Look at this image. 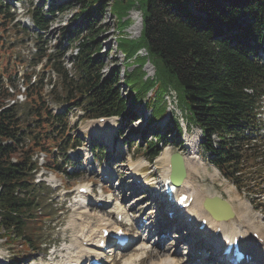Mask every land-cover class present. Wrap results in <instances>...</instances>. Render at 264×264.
I'll list each match as a JSON object with an SVG mask.
<instances>
[{
  "label": "trees",
  "instance_id": "obj_1",
  "mask_svg": "<svg viewBox=\"0 0 264 264\" xmlns=\"http://www.w3.org/2000/svg\"><path fill=\"white\" fill-rule=\"evenodd\" d=\"M74 6L80 8L76 18L83 19L80 23L87 34L80 39L77 30L67 32L69 42H78L73 63L78 80L65 81L69 87L66 101L82 107L90 118L120 116L133 122L137 117L121 94L119 67L108 77L102 73V41L107 30L102 26L95 29L92 17V13L104 15L108 9L122 29L127 25L129 11L137 8L142 19L139 37L132 39L122 32L115 38L116 48L133 63L132 71L125 73L122 81L128 91L134 92L132 103L141 104L155 89L161 111L154 109L153 117L161 118L166 112L163 95L168 89L179 90L182 99H177V106L183 105L180 110L185 112L187 123L201 130V147L209 154L210 163L242 191L245 162L251 158L261 169L264 166V142L245 135L247 128L254 127L255 112L264 97V66L259 64L258 56L264 47V0H139L138 6L133 0H76ZM64 7L71 9L72 4L61 5ZM190 8L203 16L192 15ZM51 13L54 15L53 10ZM31 18L40 30L48 29V20L40 9H34ZM11 22L8 7L0 0L2 35ZM57 48L53 56L40 45L37 55L40 60L46 57L54 69L64 73L59 63L64 50ZM142 50L145 55H140ZM146 61L154 66L155 79H144ZM3 69L8 75V60ZM12 98L14 95L0 82V236L7 238L12 233L28 245L29 252L36 247L35 240L30 241L29 225L39 205L35 204L34 191L31 194L34 166L30 151L18 149L21 136L17 108L6 104ZM26 99L38 121L39 111L49 115L38 90L28 82ZM63 117L53 119L59 125ZM174 123L181 132L179 122ZM153 135L155 141L146 145L143 154L149 161L159 151L157 142L165 140L159 132ZM17 153L18 160L12 162ZM49 162L53 163V159Z\"/></svg>",
  "mask_w": 264,
  "mask_h": 264
},
{
  "label": "rangeland",
  "instance_id": "obj_2",
  "mask_svg": "<svg viewBox=\"0 0 264 264\" xmlns=\"http://www.w3.org/2000/svg\"><path fill=\"white\" fill-rule=\"evenodd\" d=\"M69 1H72V0H69ZM133 1L135 2V6H138L139 0H133ZM63 2L67 3L68 1L67 0H57L56 5L58 6L59 4H62ZM71 4H72L71 9H66V10H63L62 12L55 13L56 16L54 17V21L51 25H49L48 33L46 35V38L49 41L48 43H50V45H54L55 40H57V37L61 35L62 33H64L66 30L75 29V24H78L80 22L79 19L74 21V19L72 18L74 14L79 13L80 8L77 6H74L73 5L74 3H71ZM132 12L138 13L139 17L141 15V13L137 11V8L129 11L128 17L126 18L127 25L123 26L122 29H120V27L117 26L116 19L114 18L112 14L109 13L108 9L104 11V15H101L99 13L97 14L92 13V17L94 18L93 27L97 29L102 26V27H105L107 30L106 33L103 35V37H105V40L102 41L103 51L106 55V57L102 60V64H104L102 73L104 74L105 77L110 76L111 73H113V70L116 69V67H119L120 69L121 78L122 77L124 78L125 73L131 72L133 69L132 61H126L122 53L115 51V45H116L115 38H117V36L120 35L122 32H124L127 36H129L132 39H137L139 37L138 35L139 33L137 35H133L129 31V29L134 24V21L131 17L135 16V14H133ZM190 13L196 16H203L202 14H199L198 12L194 11L192 8H190ZM26 18L27 17H24V19ZM78 26H80V24H78ZM25 33L20 32L19 36H13L11 35V33L7 35L6 34L3 35L2 41L0 42V66H4L5 62L8 60V66L10 67L11 64H10L9 59L11 58V55L14 52H18L19 54L22 55L23 60H24L22 61L24 63L22 68L25 71L28 70L29 72L30 70L29 60L32 55H30L29 53L28 44L29 43L34 44V43L32 40L33 39L32 36L31 35L27 36ZM27 33H33V31L28 30ZM86 34L87 32H84L83 30H81L80 37ZM139 53L140 55H145V52L143 50L140 51ZM114 60H116V62H114ZM127 64L130 65L128 68L126 67ZM143 71L145 72L144 79H147V78L150 80L155 79L156 75L154 72V67L148 61L145 62V65L143 66ZM159 81H162L161 77L159 78ZM121 87H122V92H123L122 94L124 95V97L127 98V103H126L127 107L132 108L131 106L135 105L138 108L136 112V115H137L136 118H140V120H137L130 124L129 123L123 124L122 121L120 122L119 120L114 119L112 121L114 122L113 123L114 128L112 130L109 129L110 126L108 127V123H109L108 122L107 124H104L105 125L104 130H102V127L100 128L97 125L95 126L96 128H91L93 129L92 131L90 127L87 126V123L91 120L89 119L81 120L80 118H78V116L81 115V113H79L78 111L74 113H70L69 128H71L72 130L71 132H67L65 136H69L71 139L67 138L66 144L69 142V140L72 143L75 141V139L81 140L82 143L79 146L81 150L79 152L77 150L76 152L70 151V153H67V150L69 149L65 151V154L69 160V163H64V159L61 157L56 158V162L58 164H63L62 167L66 169L65 171L66 173L62 169L59 170L57 173L52 172L50 169L45 170L47 182H51L48 179L55 176L56 177L55 179L59 181L56 183L57 184L61 183L58 186L57 191L52 190V188L56 187V186H53L54 182L50 186L46 184V186L48 187H44V188L39 187V186L36 187V188L42 189L43 194L41 196L43 197L44 201L42 202L41 208L39 209L37 214L34 210L32 212V219L30 221L31 224L29 225V231L31 235L30 241L33 242L35 238L37 242H39V244L44 243V245L40 244V247L38 246L37 248L31 247L29 252H27L26 249L28 248V245H25L22 239L17 238L15 235L10 233L8 234L7 238L0 239V252L3 253V259L0 261V264H42L45 262V260L48 259V256H49L48 251L50 250V247H52V244H55L56 246L60 245V247H57L58 249L56 250V252L51 254L50 256L51 262L49 264L51 263L56 264L58 261H60V259L58 258L59 250L63 248L62 247L63 243H60L58 241H60L65 236H68L65 239L66 243L68 244V243L73 242L72 241L73 240V233H72L73 229L70 224L74 218L75 211L73 214V212L71 211V207H70L72 203V197L71 196L64 197L63 195L64 194V192H62L63 186L65 190L67 189V190L75 191L78 186L86 185L93 190L94 194H99L100 189L98 187V178L102 174L103 170L104 171L107 170L109 172L114 173V176L112 175L113 177H111L113 181L112 183H110V186L112 187V190H115L118 187V182H120L118 180H115L118 175H122L123 176L122 178H124V180L127 179L126 178L127 169L125 168H126L127 160L131 158L132 161H134L135 163L141 162V164L137 168L130 167L131 162L129 163L128 167H130L131 169L132 178H135L137 176L135 174L134 168L138 169L137 173H141L142 176L145 175L146 177H149V176L151 177V174L154 171L156 172L155 173L156 177H154L153 179H149L147 186H151L152 184V186L155 187L154 184H157L159 182V180H157L159 178V175H160V181H161L162 175L164 173V161H160V159L165 151H168L169 155L171 153L174 154V153L182 152V154H184L187 157L186 158L187 162L189 161L190 159L188 158V156H190L189 150L187 149L186 154H185L184 152L185 149L183 148V146L186 144V140H185V144L182 143L183 139H186V137L188 139L192 138L193 140L197 141V145H196V149L194 150L195 151L194 153L196 154V156H198L201 159L208 174L212 175L214 174L213 171H215L219 176L217 178L215 177L214 180H210L206 176H202V175L198 176L194 174L192 171L189 172L188 180L190 181V183H192V185H195L196 188H198V190H201L200 192H202L203 198L210 197V196L211 197L220 196L222 199L227 201L231 207H235L234 209L235 211L233 212L236 218V204H237L236 202L237 201L233 199L230 195H228L229 193L226 192L227 187L232 186L231 189L234 190L240 196V198L246 201L251 200L252 203L258 205V209H259V207L261 206L259 204L262 203V201H260L261 199H258V197H256L255 195H251V194L245 196L242 193V195H240L236 191V188L234 187V185L228 182L225 178H223L220 175V173L210 164L209 155L205 151H203L201 148L200 131L196 127L187 124V119H186L187 117L185 115V112L181 111L183 110V105L177 107L175 104V100H176L175 97L172 98L174 107H173V112L170 113L171 114L170 117H173L174 120H177L179 122L181 120V117L184 118L185 122L183 123L184 124L183 129H182L183 131L181 130L182 134L179 135L178 132H176V130L172 127V125L166 122L167 124L165 125L164 128L169 129L170 127H172V129L165 135V143L163 145L160 144L159 146V148L163 147L161 149V152L163 153L161 154L160 157L157 156V158H155L152 164H149L144 159L143 157L144 151L142 150L145 148L146 144L148 145L149 142L154 139V136H153L154 131L151 128H149L147 123H145L146 121L144 117H146V119L150 117V114H149L150 112H148V110H151V107H154V109L160 110L158 101H155L157 100L156 90L153 89L149 91L145 99L141 102V104H144V102L145 103L147 102L149 104L148 106L149 108L145 107L146 108L145 110L144 105H141L140 107L137 104L130 103L132 102L131 99L134 96V92L132 93L128 91L127 86L123 85ZM176 92L175 93H176L177 99L181 101L182 93L177 89H176ZM173 95L175 96L174 93ZM167 97L168 95L166 94L163 95V100L164 102H166V106H168L169 108ZM168 108L166 111L167 113H168ZM21 113L22 111L20 112V114ZM147 114H149V116H147ZM22 116H23L24 121L26 120L27 122H31V118L28 116L25 117L24 112L22 113ZM158 119H159V116H155L153 120L150 121V123L153 124ZM38 124H41V122L38 121ZM155 125H157L158 127L160 126V124L157 122ZM186 125L188 126V129H187L188 131L184 133L185 132L184 128L186 127ZM117 128H120V130L117 133H114L115 129ZM107 129L109 130L106 131ZM100 131H103L105 133H114L113 134L114 142L117 143L118 144L117 147H120L121 150L123 151V154H121V156L116 157L115 159L112 153H110L109 155V148L106 149V152L100 153V154L98 153L97 150L94 149L95 151L94 155L93 156L90 155V151L93 149L92 144L97 145L98 141L103 142L104 140L102 136H99V137H97V135H94V137H90V136L93 135V132L96 134L102 133ZM56 138H57L56 136H51V135L42 133L40 140L37 141L36 144H32V146L28 144V147L30 148V150H32V152L35 153L33 155V161L36 162L37 166L43 167L45 163L48 166H51V167L54 166V163H50L49 159H53L55 157V155H52V150L54 148L55 142L57 141ZM91 139H93L94 141H91ZM28 141L29 139L27 138L23 144H27ZM121 143L123 147H121ZM126 143H127V147L124 146ZM23 150H26V147H24L22 151ZM122 151L118 149L117 152L122 153ZM37 152L44 154L45 163L42 160L43 155L37 154ZM86 154L89 157V160L84 163L82 162V159ZM251 162H252L251 160L246 161L245 166L249 167L251 165ZM247 170H251V168ZM246 176H249V174H247ZM39 177H40V174L38 173V175L34 178L36 179ZM188 180L186 181L188 182ZM253 182L254 184L261 182L260 187L257 189H260L261 187L264 188V176L256 180H253ZM103 186H106V185H103ZM122 191H124L122 194L125 193L127 195L126 198L124 197L123 204H125V208H126V211L128 212V216L133 217L136 223L139 220L142 224L143 222H146L148 219L147 218L148 216L144 214H146L147 212L150 214L149 217H154V215H156L155 214L156 209L153 210L152 207L148 206L149 205L148 199H150L148 198L149 196L148 194H142L143 191L133 192L128 189H123ZM144 191H146V188L144 189ZM262 193H264V190L262 191ZM71 194H73V192H71ZM137 194H140V195L136 196ZM203 198H201L200 202H202ZM249 207L252 209L251 205ZM198 211H199L198 208H196L194 214H197ZM252 212L255 213L258 218L254 221V224L258 225L262 229V232H264V205L262 206L260 211H257L258 213L255 212L253 209H252ZM40 215L43 217L39 219L38 216ZM70 219L71 221H69ZM67 224H69L70 226V228L68 226V229L70 230V234L67 232V229H66ZM140 226L139 228L141 232L144 231L140 233V236H142V238H145V239H146L145 233L148 230H152V228L156 227V226L150 227L149 224L148 225L146 224L145 228H141L142 226L141 227ZM173 226L175 227L173 229L176 230V227L178 225H173ZM184 238H185L184 236L181 237V239H184ZM168 239L170 238L166 236V238H164V240L162 241V245L159 244L157 246V249H156L157 252L160 251V254L166 255V254H169L167 253V248H170V250L173 249L172 254L174 258L175 257L177 258L180 256V258L183 260V255L181 254L183 253V251L186 252V255H188L187 256L188 258L191 257L188 250L184 249L185 246L183 248L182 246H180V248L177 250L175 246L176 242L173 240V238H172V241L171 240L169 241ZM154 241L155 240H153L152 237H150V240L148 239L145 240L146 244L149 243L150 245H152ZM48 245H51V246L49 247ZM45 246H47V248ZM153 248L155 249V247ZM132 250L133 249H131L130 253H132ZM42 253L45 256H43ZM126 253H128L126 254V256L130 254L129 251H127ZM150 256L151 255H149V259L144 260L141 264H148V262L150 261ZM157 256L158 255H155V257ZM183 262L186 264L188 263L186 262V260L185 261L183 260ZM119 263L120 261L116 262V264H119Z\"/></svg>",
  "mask_w": 264,
  "mask_h": 264
},
{
  "label": "bare ground",
  "instance_id": "obj_3",
  "mask_svg": "<svg viewBox=\"0 0 264 264\" xmlns=\"http://www.w3.org/2000/svg\"><path fill=\"white\" fill-rule=\"evenodd\" d=\"M132 13L135 14V16L131 17L134 21V24L129 29V31L131 32V34L137 35L138 33L140 34V30H141L140 21L141 20H140L138 13H136V12H132ZM104 124H106V123H104ZM104 124L98 125V126L100 128L102 127V130H104L105 129ZM93 128H96V127H93ZM100 132H102V133H97V134H104V135L107 134L103 131H100ZM185 140H186L185 148L189 150L190 156H188V158H190V159L187 162V160H186L187 157L182 153L180 154L183 157L184 168H185V172H186V177L181 182L180 190H181V192L187 193L189 197H192V202L186 210L182 211V214H187V216L191 217L193 221L190 224L183 221V224L186 226V229H185V232H183L181 234H180V232L178 234V226L176 227V230L173 229V228H175L173 225H176V224H173L171 222V219L168 220V223H162L161 221H159V223H155L154 226H156V227L153 226L154 228H152V230H148L145 233V235H146V238L148 240H150V237H152L153 240L157 241V244L153 243V245L150 246L148 243L146 244V242H143V241L140 242L141 241L140 240L139 243H136V246L133 248L132 253H130L127 256H126V254H121L120 259H122V260H121L120 264H140L142 258L147 257L149 259V255H151V256H150V261L148 262V264H183L182 261L185 258H183V260L182 259L178 260V259L174 258L172 256V253H170V252H169V254H166V255L160 254V251H158V252L156 251L157 246H158V244L162 243L165 236L168 235L170 233V231H174V233L172 234V238L175 242H177V243H175V246H177L178 243L185 240V238L186 239L187 238L192 239V237H196L197 235H193V234L195 233L200 222L203 219H206V221H207V232L213 236L215 235L216 232H218L219 241H221V242H224L227 239L232 241L234 237L238 238L240 236H242L243 238L246 237V239L250 240L252 233L255 232L258 234L259 239L264 244V232H262V229L258 225L254 224V221L258 218H257L256 214L252 212V209L249 207L251 205L250 202L240 198V196L234 190L231 189L232 186L227 187L226 192L229 193L228 195H230L233 199H235L237 201L236 202L237 203L236 204V218H235V214L233 212V211H235L234 210L235 207H231L230 205L229 206H230V208L233 212V215H234L233 220H230V221H216L209 215L208 212H206L203 209L202 204H203V201L205 198L202 197L203 195H202V192H200L201 190H198V188H196L195 185H192V183H190V181L188 180L189 172L192 171L194 174H196L198 176H201V175L206 176L210 180H214L215 177L217 178L219 176L215 171H213L214 174H212V175L208 174L203 162L194 153L195 152L194 150L196 149L197 141L193 140L192 138L188 139L187 137ZM119 148L120 147H118V149ZM116 153L121 154L118 152H116ZM185 154H186V151H185ZM170 156H171V154L169 155L168 151H165L163 153L161 159H160V161H164V173L162 175L160 184L169 177V170H170L169 159H170ZM113 157H114V154H113ZM129 163L131 164L130 167H136L137 168L141 164V162H136V163L134 162L133 163L132 160L127 161V163H126V165H127L126 169L128 170L127 174L132 176L131 169H130V167H128ZM139 168H141V167H139ZM134 170H135V174L138 175L139 174V173H137L138 169L134 168ZM105 173H109V174H111V176L113 175L112 172H109L106 170L102 173V176H105L106 175ZM216 174H217V176H216ZM54 180L55 179H52L51 182H53ZM186 180H188V182ZM80 187L86 188V186L82 185V186H79L78 188H76L75 191H77V192H75V193L73 192L74 200H73L72 206L75 210V215H74L73 220L72 221L70 220L71 221L70 225L73 229V230L71 229L72 233H73V240H72L73 242L68 243V244L65 243V245L62 246L63 248H61L59 250V255H58V258L60 259V261H58L56 264H79L81 262V260H83L85 257L89 256L92 253L95 254L97 257L100 256L101 254L98 251L94 250V247H97L99 245L100 240L103 239L102 238V230L105 228V229H110V232H114V230L117 228L115 226L116 222L111 217L112 210L111 209H109V210H107V209L98 210L95 207H90L89 202L86 201V199H87L86 193H80L78 191V189ZM138 187H139V185L136 183L132 186L133 189H136ZM125 189H127V188H125ZM163 191H164V187L161 186V194ZM148 195H150V194H148ZM212 197H214V196H212ZM218 197L221 198L220 196H218ZM122 198L124 199V196ZM201 198H203L202 202H200ZM163 207L164 206H162L160 203V205H159V207H157V209H162ZM113 208H114V211L117 215L121 214L123 223H126L131 228L133 227V225H135L137 232L141 231L138 225L132 224L131 219L128 218V214L122 206V203L115 205ZM196 208H198V210L200 212L198 211L197 214H194ZM91 210H93V211H91ZM160 214H162V213H160ZM146 215L148 217L150 216V214L148 212L146 213ZM173 216H178V213L173 214ZM68 226H69V224H68ZM69 228H70V226H69ZM187 229H190V231L186 233ZM185 235L187 237H185ZM201 235H202V233H200L198 235V238L194 240V243H192V245L190 246V248L188 250L191 257L187 260L188 261L187 264H196V263L201 261V259H199L195 254V251L198 250V247L200 244H202L203 245L202 247H204V248H209L208 250H206L204 252V254H205L204 259L212 257L211 254H208V257L206 256V254L210 251V249H213L214 246L205 237H202ZM182 236H184L185 238L181 239ZM246 244L251 245L252 243L247 242ZM153 247H155V249ZM127 248H128V246H127ZM151 248H153L154 250ZM178 248H179V246H177V249ZM256 249H258L256 252L257 262H260V264H264V245H261L260 247H256ZM108 251H110V250H107V253H105V256H106V254L110 253ZM189 253H187V254H189ZM103 254H104V252H103ZM155 255H158V256L155 257ZM214 256L217 257L216 251L214 252ZM2 259H3V253L0 252V261ZM108 259H109V257H107V260ZM204 259H202V260H204ZM50 262H51V259H49V261H47L44 264H49ZM254 262H255V256H254ZM51 264H53V263H51ZM254 264H258V263L255 262Z\"/></svg>",
  "mask_w": 264,
  "mask_h": 264
},
{
  "label": "water",
  "instance_id": "obj_4",
  "mask_svg": "<svg viewBox=\"0 0 264 264\" xmlns=\"http://www.w3.org/2000/svg\"><path fill=\"white\" fill-rule=\"evenodd\" d=\"M174 160H175V158H174ZM175 161L173 162V167H174L173 178L176 181L180 182L185 176L184 167H183V163H182V160L180 157L177 156V160H175ZM214 203L221 204L224 208V211H217L216 208L214 207ZM205 204H206V209L211 214H213L215 216V218H217V219L227 220V219L233 217V214L230 210V207L224 201H221V200L215 198L213 200H207ZM218 212H221V213H218ZM216 214H220V215H216Z\"/></svg>",
  "mask_w": 264,
  "mask_h": 264
}]
</instances>
